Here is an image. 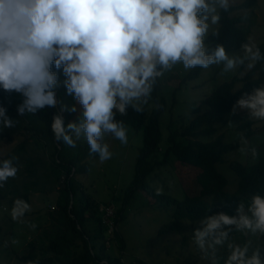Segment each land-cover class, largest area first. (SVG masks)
Returning <instances> with one entry per match:
<instances>
[{
	"label": "clouds",
	"instance_id": "clouds-1",
	"mask_svg": "<svg viewBox=\"0 0 264 264\" xmlns=\"http://www.w3.org/2000/svg\"><path fill=\"white\" fill-rule=\"evenodd\" d=\"M231 6L230 0H0V89L23 97L17 106L21 117L56 108L62 70L66 94L82 112L77 121L66 124L62 114L79 109L61 106L52 117L56 140L75 148L83 136L90 154L108 161L113 153L103 142L106 134L128 143L117 112L126 115L131 107L142 113L158 79L176 65L190 70L222 64L223 74L246 62L252 69L264 61L251 37L241 45L242 56L229 55L223 44L206 47L210 26L218 25L221 11ZM213 35L218 37L219 31ZM238 110L264 121V84L245 92L232 114ZM16 123L0 106V126L11 129ZM251 153L258 155L255 148ZM14 160L0 161V188L16 177ZM28 209L26 202L16 200L12 219ZM236 213L206 215L199 221L192 239L202 258L219 264L217 250L226 245L224 264H264V247L230 242L234 231L264 238V195H253L247 209L241 202Z\"/></svg>",
	"mask_w": 264,
	"mask_h": 264
},
{
	"label": "rangeland",
	"instance_id": "rangeland-1",
	"mask_svg": "<svg viewBox=\"0 0 264 264\" xmlns=\"http://www.w3.org/2000/svg\"><path fill=\"white\" fill-rule=\"evenodd\" d=\"M244 1L230 0L232 6L240 5ZM234 15L242 18L241 28L247 33V37H251L258 47L261 46L264 43V0H258L252 9ZM218 29L219 24L210 26L208 36ZM208 36L205 38V45ZM229 55L242 56L243 52L234 51ZM222 69V64L210 66L202 71L197 80L182 83L192 69L186 70L182 64H178L159 79L158 97L160 101L165 102V110L160 116L162 140L157 154L159 159H162L168 148L169 125L172 121H178L180 125L190 124L194 118L193 110L201 101L236 76L240 80L243 79L253 68L248 69L246 62L244 66H238L231 72L222 74ZM243 85V82H238L235 92L242 89ZM22 101L23 97L20 94H9L0 90V106L5 107L7 115L17 121L16 126L11 129H3L0 126L2 135L0 161L15 158L14 164L19 169L16 177L9 178L5 186L0 188V193L6 198L5 202L0 203V264H18L16 255L27 254L31 246L36 247L39 256L49 255L46 252L47 247L62 231L56 207L63 204L64 184L61 183L63 176L53 162L57 144L48 136L43 122L31 118L30 114L22 117L18 115L17 106ZM144 107L149 114L160 109V105L154 101H149ZM78 112L75 121L82 112L80 106ZM239 115L249 116L246 110H238L236 115L231 112L218 126L219 133L215 137L199 139L200 142L207 144L223 134L227 143H240L241 147L238 150L227 154L224 157L225 162L217 165L219 173L228 180L226 191L230 194L236 192L239 183L230 164L238 162L251 166L264 160V121L249 116L254 135L244 139L243 134L238 131L239 123L235 120ZM126 129L127 145L106 134L103 142L109 145L113 153L112 158L104 162L99 158L88 159L90 170L75 177L72 182L77 193L75 202L87 197L99 205L100 212L107 206L113 208L115 218L123 209V218L121 217L117 226L115 223L113 230L104 222L103 224L107 232L105 239L108 253L115 258L122 257L125 264H137V261L145 264H211L209 259L202 258V253L192 239V231L199 222L182 221L175 225L172 209L149 207L148 194L145 192L136 194L134 198H127L128 189L135 180L136 161L143 145V135L132 128ZM86 143V139L81 136L77 145ZM63 144L66 148L65 154L71 155L70 147ZM241 148L245 150L240 151ZM252 148L258 153L255 158L251 153ZM178 167L182 169L176 162L171 163L149 179V183L160 193L183 200L186 193L176 170ZM186 169L185 176L194 179V183L200 171ZM25 195L30 199L29 209L14 221L11 215L14 206L10 204V200ZM33 224L36 225L35 229L32 228ZM91 225L95 226L96 222ZM13 240L17 243H13ZM249 241L252 249L264 247V238L260 240L250 233L245 235L235 231L231 234L230 242L243 245ZM80 247L81 241L74 240V244L63 259L70 260L78 255L81 252ZM227 254L226 245L218 248L219 264H224Z\"/></svg>",
	"mask_w": 264,
	"mask_h": 264
},
{
	"label": "trees",
	"instance_id": "trees-1",
	"mask_svg": "<svg viewBox=\"0 0 264 264\" xmlns=\"http://www.w3.org/2000/svg\"><path fill=\"white\" fill-rule=\"evenodd\" d=\"M258 0H245L237 6H231L228 12L221 11V21L219 23V36L213 34L206 39V47L214 48L216 44H223L228 53L241 50V45L248 41L247 33L241 28L242 18L234 14L252 9ZM264 53V43L259 46ZM203 68L197 67L190 71L182 83L197 80ZM53 71H56L53 68ZM61 86L57 91L58 103L56 108H45L36 114H30L33 119L40 120L46 126L48 136L56 142V153L53 162L62 174L61 183L64 184L63 204L56 207L59 213L58 223L62 227L61 234L51 242L46 249L49 255L39 256L35 246H31L30 251L23 256L16 255L18 264H125L122 257L115 258L108 253L106 245V227L103 224V212L99 211V205L93 203L87 197L77 198L73 180L78 174H86L90 170L88 159L99 158L98 154H90L88 143L70 147L72 154L66 155V148L62 141H57L52 129V117L60 113L62 105H79L73 96L66 94L63 87L65 76L62 70L59 72ZM160 79V78H159ZM159 79L154 87V91L149 101H154L160 105V109L148 113L144 107L142 113H137L129 107L127 114L121 116L118 112L116 119L123 121L124 125L135 131L142 132L143 145L139 151L136 161V176L132 185L128 189L127 198H134L136 194L145 192L148 194L149 207H160L172 209L175 225L182 221L192 223L199 222L206 215H213L220 212L235 216L238 205L243 202L245 208L255 194L264 195V160L258 163L245 166L238 162H232L230 168L238 177L239 183L235 193H228V180L219 173L217 165L225 162L224 157L238 150L239 142L227 143L223 134L217 136L210 143H202L200 138L215 137L219 133V125L222 124L226 116L232 112L233 105L247 92L251 93L254 87H259L264 83V61L258 62L256 66L243 79L235 77L231 82L224 83L216 91L199 104L193 110V120L190 124L180 125L178 121H172L169 125L168 148L164 152L162 159L157 157L160 151L162 140L160 130V116L165 110L164 100L158 97ZM243 82V87L235 92L238 82ZM1 90V89H0ZM79 112H64L65 123L74 122ZM239 123L238 131L243 134L244 139H249L254 135L252 122L249 116L239 115L235 117ZM264 130V127H263ZM0 136H2L0 134ZM76 152V153H75ZM176 162L177 173L180 176L182 187L186 193L183 200H178L170 195L160 193L153 188L149 179L157 175L159 171ZM186 168L199 172L196 181L185 176ZM193 191V192H192ZM192 192V193H191ZM23 200L28 205V196H20L10 200L14 206L16 200ZM5 196L0 193V203L5 202ZM108 207V206H107ZM121 209L114 219L116 226L123 218ZM96 222V225H91ZM91 225V226H89ZM115 235H118L116 231ZM74 240L81 241V252L70 260L63 259L68 250L74 244ZM137 264H145L137 261Z\"/></svg>",
	"mask_w": 264,
	"mask_h": 264
},
{
	"label": "built area",
	"instance_id": "built-area-1",
	"mask_svg": "<svg viewBox=\"0 0 264 264\" xmlns=\"http://www.w3.org/2000/svg\"><path fill=\"white\" fill-rule=\"evenodd\" d=\"M103 212V222L106 226L110 227L112 230L115 227L114 219H115V214L114 210L111 207H105L102 209Z\"/></svg>",
	"mask_w": 264,
	"mask_h": 264
}]
</instances>
